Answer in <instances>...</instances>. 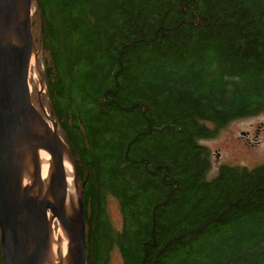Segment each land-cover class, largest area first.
I'll return each mask as SVG.
<instances>
[{
  "label": "trees",
  "instance_id": "trees-1",
  "mask_svg": "<svg viewBox=\"0 0 264 264\" xmlns=\"http://www.w3.org/2000/svg\"><path fill=\"white\" fill-rule=\"evenodd\" d=\"M33 4L42 103L83 185L87 264L115 249L123 264H264V164L207 181L198 143L264 113V0Z\"/></svg>",
  "mask_w": 264,
  "mask_h": 264
},
{
  "label": "water",
  "instance_id": "water-1",
  "mask_svg": "<svg viewBox=\"0 0 264 264\" xmlns=\"http://www.w3.org/2000/svg\"><path fill=\"white\" fill-rule=\"evenodd\" d=\"M33 1L0 0V245L3 264H44L51 243L48 222L51 213L72 243L71 264H87L83 185L77 211L68 217L63 148H67L80 180L78 166L72 151L59 136L55 121L51 127L31 100V59L36 53L38 60L41 51V47L36 51L32 33ZM40 82L45 90L41 69ZM31 148L50 151L57 160L60 187L59 193L51 198L34 197L22 186V163ZM37 183L36 177L32 189Z\"/></svg>",
  "mask_w": 264,
  "mask_h": 264
},
{
  "label": "rangeland",
  "instance_id": "rangeland-1",
  "mask_svg": "<svg viewBox=\"0 0 264 264\" xmlns=\"http://www.w3.org/2000/svg\"><path fill=\"white\" fill-rule=\"evenodd\" d=\"M35 10L33 8V14ZM34 55L37 56L35 53ZM39 69L43 71V65L40 62L38 52ZM35 66H32L30 71V89L32 93L34 90L41 89L40 79L35 78ZM35 93V92H34ZM34 105L39 109L36 101ZM47 110L48 107L44 105ZM49 110V109H48ZM48 120H52L51 114ZM258 130V131H256ZM245 133V136H242ZM244 138H247L245 140ZM255 140V141H254ZM199 145L208 149L210 154V170L206 175L207 181L214 179L221 166H238L246 169H253L264 164V113L254 117L236 120L230 122L222 128L217 136L212 139L199 140ZM109 212L113 221V225L117 230L123 228V218L120 211V206L116 199L109 198ZM61 226L56 221L54 231L58 235V230ZM110 264H123L121 254L118 249H115Z\"/></svg>",
  "mask_w": 264,
  "mask_h": 264
},
{
  "label": "bare ground",
  "instance_id": "bare-ground-1",
  "mask_svg": "<svg viewBox=\"0 0 264 264\" xmlns=\"http://www.w3.org/2000/svg\"><path fill=\"white\" fill-rule=\"evenodd\" d=\"M35 66V78L40 79L39 62L36 56L31 59L30 68ZM32 96V93H31ZM64 151V171L67 183V203L66 214L72 217L77 211L82 185L78 179L74 162L69 155L67 148ZM37 177L38 183L32 189L33 181ZM22 186L28 194L39 199H48L54 193H59L60 180L58 173L57 160L53 153L45 149L31 148L27 151L22 163ZM58 222L54 214H49L48 222L50 225V249L44 264H71L72 243L64 229L58 230L55 234L54 225ZM59 224V222H58ZM60 225V224H59Z\"/></svg>",
  "mask_w": 264,
  "mask_h": 264
},
{
  "label": "flooded vegetation",
  "instance_id": "flooded-vegetation-1",
  "mask_svg": "<svg viewBox=\"0 0 264 264\" xmlns=\"http://www.w3.org/2000/svg\"><path fill=\"white\" fill-rule=\"evenodd\" d=\"M256 131H258V130H256ZM245 140H247V138H244ZM255 141V140H254Z\"/></svg>",
  "mask_w": 264,
  "mask_h": 264
}]
</instances>
